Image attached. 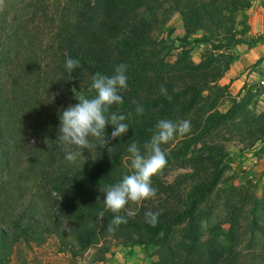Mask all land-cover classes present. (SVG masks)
<instances>
[{"label": "trees", "instance_id": "1", "mask_svg": "<svg viewBox=\"0 0 264 264\" xmlns=\"http://www.w3.org/2000/svg\"><path fill=\"white\" fill-rule=\"evenodd\" d=\"M155 1L159 0L0 3V264L10 261L19 242L42 245L56 236L62 246L77 253L112 235L126 236L125 245L158 247L154 264H243L240 255L221 251L202 226L211 217L212 196L229 165L225 146L207 144L208 139L225 130L229 139L236 131L255 139L264 135V112L252 116L244 99L235 101L229 112H215L227 91L216 83L236 57L229 55L224 66L209 65L196 78L162 73L171 100L155 84L142 89L134 80L145 69L164 63L166 51L160 47L166 49L168 42L154 36L153 30V22L158 23L164 11L178 10L189 33L195 27L214 33L196 41L232 48L243 41L233 30L234 14L247 8L249 1ZM66 56L78 59L80 67L66 70ZM120 63L128 66V87L120 92L124 102L112 105L110 112L127 117V133L111 140L114 126L106 125L108 145L100 147L90 137L97 146L85 149L76 161H67L56 141L61 110L78 103L75 96H93L88 91L91 77L97 72L111 76ZM134 100L143 105V115L136 114ZM160 119L189 120L190 132L162 145L168 162L151 178L156 197L135 206L129 202L119 215L127 216L128 210L134 215L109 233L107 226L116 214L104 207L101 189L129 173L127 147L137 142L143 150ZM172 167L192 171L168 184L160 175ZM148 210L160 213L155 227L145 222ZM100 211L104 212L102 226L96 222ZM251 224L264 232L257 220ZM100 250L108 252L109 246Z\"/></svg>", "mask_w": 264, "mask_h": 264}, {"label": "rangeland", "instance_id": "2", "mask_svg": "<svg viewBox=\"0 0 264 264\" xmlns=\"http://www.w3.org/2000/svg\"><path fill=\"white\" fill-rule=\"evenodd\" d=\"M161 1L164 0L158 2ZM248 1L247 8L234 14L233 30L237 38L243 41L232 48H220L213 42L196 41L202 35L212 38L214 33L199 27L189 33L178 10L164 11L160 21L153 22L154 36L168 42L166 49L160 47L161 52L166 51L164 63L145 69L134 82L142 89H149L154 84L159 88L163 85L162 73L177 79L196 78L209 65L221 63L224 66V61L232 54L236 58L216 83L225 86L227 91L219 99L215 112L218 115L229 112L234 102L242 99L247 101L252 116L264 112L263 59L232 72L234 63L242 54L264 41V0ZM145 20L150 23L146 17ZM208 93V90L204 91L203 95ZM235 133V137L229 139L225 130L207 141V144L222 143L225 146L229 153V165L217 194L212 196L213 211L211 217L202 223L203 233L214 236L221 251L240 255L238 261L243 264H260V261L264 264V232L253 229L251 224L255 219L264 228V135L255 139L247 137L245 132L241 135L239 131ZM241 136L244 138L241 139ZM197 146H201V143ZM191 171V168L172 167L160 176L161 180L171 184ZM136 203L133 202L134 206ZM233 233H236V237ZM125 238H114L113 235L104 237L86 252L77 253L62 246L56 236H51L42 245L19 242L7 264H154L158 261V247L125 245ZM104 245L109 246L108 252L100 250Z\"/></svg>", "mask_w": 264, "mask_h": 264}, {"label": "clouds", "instance_id": "3", "mask_svg": "<svg viewBox=\"0 0 264 264\" xmlns=\"http://www.w3.org/2000/svg\"><path fill=\"white\" fill-rule=\"evenodd\" d=\"M2 3V0H0ZM80 67V61L66 56L65 68L69 72ZM128 66L124 63L117 64L114 74L111 76L95 73L91 77V84L88 91L94 92L90 98L79 96L75 98L79 101L74 105H69L61 110L59 114V146L65 152V158L69 162H74L82 155L85 149L90 150L94 145L91 138L99 141L100 147L109 144V139L105 136L106 125H113L110 139L116 138L127 133L129 124L126 123L127 117L117 112H110V107L114 104H122L123 97L121 90L127 89L128 77L126 75ZM162 95L171 100L167 94V89L163 85L159 89ZM135 112L137 115H143L144 107L137 101ZM132 113H128L131 116ZM191 122L189 120L172 121L169 119H160L157 121L154 130H150L152 135L148 141L143 144V150L137 142L131 143L126 151L129 153L128 160L130 172L123 175L120 182L115 185L102 188L105 194L104 207L114 215L107 226V231L113 233L121 224H126L127 217L133 216L134 212L127 211V216H121L119 213L125 209L129 202H140L146 199L155 198L157 189L152 186L151 178L161 172L167 165L168 153L162 148V145L168 144L177 135H185L190 132ZM74 149H79L76 151ZM100 201V197H97ZM159 212L148 210L145 212V222L152 227L158 223ZM104 212L100 211L97 215V223L103 225ZM94 225H90L92 227Z\"/></svg>", "mask_w": 264, "mask_h": 264}, {"label": "crops", "instance_id": "4", "mask_svg": "<svg viewBox=\"0 0 264 264\" xmlns=\"http://www.w3.org/2000/svg\"><path fill=\"white\" fill-rule=\"evenodd\" d=\"M262 58V66L264 67V41L258 45L251 47L246 53L242 54L240 58L234 63L232 72L236 68L254 63L256 60Z\"/></svg>", "mask_w": 264, "mask_h": 264}]
</instances>
